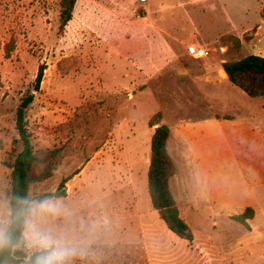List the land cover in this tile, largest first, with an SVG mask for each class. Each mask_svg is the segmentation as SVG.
<instances>
[{
	"label": "rangeland",
	"instance_id": "obj_1",
	"mask_svg": "<svg viewBox=\"0 0 264 264\" xmlns=\"http://www.w3.org/2000/svg\"><path fill=\"white\" fill-rule=\"evenodd\" d=\"M59 1L0 0V205L4 218L9 222V163L21 148L16 108L33 93L25 108L29 145L34 151L60 148L62 157L52 176L31 186L29 198L42 201L39 196L55 192L61 180L71 176L59 188L63 196L46 198L62 211L45 222L80 249L70 264H264V96L250 97L224 80L202 86L197 109L188 110L200 117H219V107L230 102L241 106L238 112L250 114L257 122L251 123L255 141L236 152L238 161L226 150L196 172L176 134L169 136L168 153L175 165L169 187L193 233L192 240L182 239L158 219L147 191L151 133L156 124L178 122L170 99L179 94L166 86L172 79L163 70L155 85L146 81V71L162 62H156L161 55L146 42L133 44L139 26L150 21L146 8L133 7L123 19L115 13L114 0H76L71 19L60 30ZM187 1L143 4L170 8L166 13L169 29L180 33L184 27L204 35L228 30L218 11L198 10L221 5L230 9L236 26L231 30L235 34L211 47L208 58H191L180 50L187 59L208 67L248 54L264 55V0ZM39 65L44 67L43 77L34 90ZM218 76L222 79L226 74L221 69ZM246 177L262 186L254 188L257 202L249 205L253 216L242 224L233 216L248 205L232 192ZM203 188L214 196L206 195ZM33 251L23 235L13 249L20 258Z\"/></svg>",
	"mask_w": 264,
	"mask_h": 264
},
{
	"label": "crops",
	"instance_id": "obj_2",
	"mask_svg": "<svg viewBox=\"0 0 264 264\" xmlns=\"http://www.w3.org/2000/svg\"><path fill=\"white\" fill-rule=\"evenodd\" d=\"M146 1L147 0H139L137 3L136 1L132 2L129 0H114V3H116L115 13L125 19L133 7L142 6L146 8V17L150 18V21L146 25L144 24V26H139V34L133 38V44L142 43L141 41L146 42L147 46L154 48L153 50L155 53L161 55L156 61H162L161 63L152 64L153 70H145L148 73L147 83L149 85H155L158 72L163 70V72L167 74L166 78L172 79L171 82L165 83L166 86H169L174 93L179 94L177 96H172L170 99V107L176 110L174 116L178 117V122L172 123L174 124L173 126H168L170 130L169 136L171 133L176 134L182 151L188 156V160L193 170L196 172L202 170L206 161L210 159L215 161L221 158L226 150L232 159L234 158L238 161L236 152L238 150H244L245 148L247 149L248 144L255 141L254 134H252L254 128L251 123L255 122V125L257 122L250 114L247 113V111L238 112L237 109L241 106H237V104L234 106V104L230 102H228L226 106L219 107L221 112L219 117L216 115L200 117V115L195 113L190 114L188 111L197 109L199 101L197 94L202 93V86L215 85L224 80L230 82L227 75L222 79L218 76V72L223 69L222 65H215L212 63L208 67H201L199 65H202V61L196 59L190 61L186 57L188 55L189 57L191 56V58H208L210 54L200 57L189 54L187 52V47L194 44L198 47L207 48L210 51L212 46L224 43V39L227 36L235 34L231 31L236 26H234V21L231 18L230 9L226 7V5H221L220 8H198V10L211 9L218 11L220 16L221 14L223 15L224 22L228 24V30L204 35L196 31V29L184 27V30L182 29L183 32L180 33L169 29L166 13L170 8H161L159 5H157L156 8H150L143 4ZM206 1L208 0H188L187 3L203 4V2L206 3ZM210 4L211 2L209 1L208 5ZM180 50H185L187 55L180 52ZM135 77L138 78L139 76ZM142 77L144 78L145 76ZM192 96L194 99H192ZM241 113L245 116H240ZM261 115L264 116V112H261ZM246 143L247 145L245 146ZM166 147L168 150V139L166 141ZM249 160L250 157L246 159V162ZM252 169L253 167L249 165L247 167V172L251 174L253 172ZM250 180L252 179L246 177L243 184L235 188L232 192L236 194V197L240 199L244 205L248 206L254 205L252 202H257L255 200L256 194L254 188L262 186L261 183H253ZM202 190L206 195L214 196L213 193H208L206 188ZM137 221L138 225L141 224L140 213L138 214Z\"/></svg>",
	"mask_w": 264,
	"mask_h": 264
},
{
	"label": "trees",
	"instance_id": "obj_3",
	"mask_svg": "<svg viewBox=\"0 0 264 264\" xmlns=\"http://www.w3.org/2000/svg\"><path fill=\"white\" fill-rule=\"evenodd\" d=\"M75 3L76 0L59 1L60 30L71 19ZM261 10L264 15V2ZM222 66L230 82L238 86L248 96L260 97L264 95V55L248 54L234 61H225ZM43 69V65H39L34 78V90L39 89ZM33 96V93H28L16 108L15 127L21 140V148L9 163L11 168L8 198L10 239L3 248H0V264H34L35 256L38 254L36 251H33L27 258L17 257L13 253L14 246L23 235V227L17 219V211L21 202L30 201L29 190L31 186L52 176L62 157L60 148L34 151L29 145V134L25 130V108L32 102ZM158 116L160 117L159 113ZM169 133V127L162 123L154 128L151 135L147 191L153 209L157 211L159 218L166 227L178 237L192 240L193 233L180 216L169 187V179L175 173L174 162L166 147ZM70 177L61 180L55 192L43 194L39 196V199L63 196L65 192L59 188H63L64 183ZM252 216L253 209L248 206L242 213L234 215L233 219L245 224L246 220Z\"/></svg>",
	"mask_w": 264,
	"mask_h": 264
},
{
	"label": "clouds",
	"instance_id": "obj_4",
	"mask_svg": "<svg viewBox=\"0 0 264 264\" xmlns=\"http://www.w3.org/2000/svg\"><path fill=\"white\" fill-rule=\"evenodd\" d=\"M61 211L59 204L51 199L21 202L17 219L22 223L28 248L38 253L34 264H70L71 258L79 254L80 249L65 233L45 226L48 217L58 216ZM8 223L4 218L3 205H0V248L10 239Z\"/></svg>",
	"mask_w": 264,
	"mask_h": 264
},
{
	"label": "built area",
	"instance_id": "obj_5",
	"mask_svg": "<svg viewBox=\"0 0 264 264\" xmlns=\"http://www.w3.org/2000/svg\"><path fill=\"white\" fill-rule=\"evenodd\" d=\"M140 1H144V0H140ZM187 52L191 55L194 56H207L209 55V50L207 48L204 47H198L194 44H191L187 47Z\"/></svg>",
	"mask_w": 264,
	"mask_h": 264
},
{
	"label": "water",
	"instance_id": "obj_6",
	"mask_svg": "<svg viewBox=\"0 0 264 264\" xmlns=\"http://www.w3.org/2000/svg\"><path fill=\"white\" fill-rule=\"evenodd\" d=\"M223 70V69H222ZM224 71V70H223ZM225 72V71H224ZM226 74V73H225ZM159 124H156L155 127H157Z\"/></svg>",
	"mask_w": 264,
	"mask_h": 264
},
{
	"label": "bare ground",
	"instance_id": "obj_7",
	"mask_svg": "<svg viewBox=\"0 0 264 264\" xmlns=\"http://www.w3.org/2000/svg\"><path fill=\"white\" fill-rule=\"evenodd\" d=\"M225 73V72H224Z\"/></svg>",
	"mask_w": 264,
	"mask_h": 264
}]
</instances>
